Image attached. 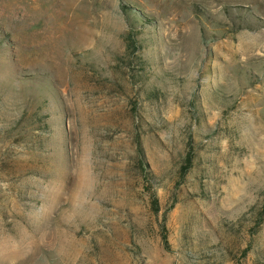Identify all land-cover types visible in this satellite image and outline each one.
<instances>
[{"label": "rangeland", "instance_id": "374dc122", "mask_svg": "<svg viewBox=\"0 0 264 264\" xmlns=\"http://www.w3.org/2000/svg\"><path fill=\"white\" fill-rule=\"evenodd\" d=\"M0 264H264V0H0Z\"/></svg>", "mask_w": 264, "mask_h": 264}, {"label": "trees", "instance_id": "16d2710c", "mask_svg": "<svg viewBox=\"0 0 264 264\" xmlns=\"http://www.w3.org/2000/svg\"><path fill=\"white\" fill-rule=\"evenodd\" d=\"M129 47L135 48V38H133V34L132 33L129 34L128 39H127V48H129ZM137 153H138L140 159H143L144 150H143V147H142L140 142H138ZM186 160L190 163V161H191L190 155H187Z\"/></svg>", "mask_w": 264, "mask_h": 264}]
</instances>
